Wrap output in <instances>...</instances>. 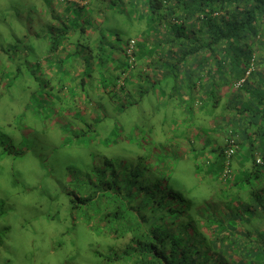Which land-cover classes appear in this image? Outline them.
Here are the masks:
<instances>
[{"label": "rangeland", "instance_id": "374dc122", "mask_svg": "<svg viewBox=\"0 0 264 264\" xmlns=\"http://www.w3.org/2000/svg\"><path fill=\"white\" fill-rule=\"evenodd\" d=\"M62 3L0 0V264H107L113 244L125 243L111 241L103 232L108 230L104 214L116 205L111 195L126 198L125 185L136 180L157 183L158 178L155 174L150 177L151 169L146 168L148 162L155 163L151 157L156 148L162 154L170 151L164 165L171 164L173 169L171 180L164 184L192 202L189 213L194 215L196 209L207 205V214L219 208L223 214L219 216L225 219L227 201L218 191V179L206 175L202 166L198 170L193 154H182L169 138L160 137L152 143L147 116H167L169 120L176 112L163 107L152 112L151 95L136 109L117 111L109 97L99 93L103 77L97 72L99 67L89 72L92 76H87L90 82L85 88H77L69 80L72 76L82 78L74 71L84 65H77L73 56L67 60L63 55L47 57L53 37L49 34L48 4ZM90 4L98 3L91 0ZM105 25L114 32L122 28L124 41L141 27L136 23L135 28L130 20L114 14L107 17ZM113 42L117 49L122 45ZM103 47L109 50L108 45ZM57 59L63 60H58V66ZM84 59L86 62L89 57ZM100 96L110 108L107 117L95 123L84 120L76 111L79 100L100 102ZM214 118H208L207 125H212ZM194 126L190 125L185 138L175 133V138L180 137L176 145L184 139L193 141ZM214 135L205 138L212 142ZM158 157L164 159L160 153ZM115 182L123 185L122 193L112 186ZM243 186L240 198L246 200L253 185ZM87 193L92 197L89 204H75L76 197L84 198ZM157 194L163 199V192ZM249 196L255 200L253 194ZM181 216L186 222L187 215ZM254 224L264 228L262 220Z\"/></svg>", "mask_w": 264, "mask_h": 264}, {"label": "trees", "instance_id": "16d2710c", "mask_svg": "<svg viewBox=\"0 0 264 264\" xmlns=\"http://www.w3.org/2000/svg\"><path fill=\"white\" fill-rule=\"evenodd\" d=\"M62 1L74 12L70 16L60 14L59 17L49 6L52 22L49 34L53 36L49 52H55L68 42L73 28L79 32V37H84L88 31L97 35V46L89 38L84 37L85 42L77 41L78 56L74 57L83 56V69L88 71L87 76H92L93 69L99 67L97 69L105 79L104 86L110 85L105 87L104 92L110 93L113 98L117 92L125 91L139 69L141 51L148 53L154 61L143 69L145 78L155 79L156 75L162 74L165 66L164 69L168 70L166 76L171 81H186L193 94L196 89L204 93L206 100L201 99L199 106L207 117H215L223 108L234 111L236 123L228 128V132L229 138L233 136L237 140L235 153L240 152L245 142L250 149L248 158L251 166L247 172H237L231 159L227 165L228 139L220 162L215 160L218 158L215 155L210 160L206 159L210 157L206 153L207 146L192 153L197 169L201 170L202 166L206 175L220 179L223 185L217 180L218 191L227 201L224 209L227 210L226 218L222 219L219 208L213 210L215 213L207 214V205L196 209V216L189 213L192 202L182 199L181 194L169 190L164 184L171 180L170 169L173 166L164 165L169 159L165 156L170 151L165 150L162 154L156 148L155 156L151 157L155 163L148 162L146 168L151 169L150 177L155 174L158 178L157 183L136 180L125 185L126 198L111 195L116 205L104 214V226L108 230L103 232L111 241L125 240V243L113 244L111 253L105 259L107 264H264V228L252 225L264 221V187L258 189L264 185V0H97L98 4L110 5L113 11L128 20L131 19V10H134L130 5L141 6V18H147L151 23L148 34L155 39L154 43L148 38L139 40L129 37L124 41L120 36L123 29L117 28L114 32L94 18L84 17L82 11L91 0ZM132 39L136 40V44L131 58L128 51ZM111 40L121 41V47L117 49V44L111 43ZM103 45H108L109 50L105 51ZM85 57H89L86 62ZM161 59L165 62H160ZM196 60L204 68L183 77L181 73H176L185 63ZM120 61L122 72L115 74L111 66ZM80 86L83 88L82 84ZM226 87H231V97L224 102V96L219 93ZM109 88L111 90L108 91ZM137 90L141 95L138 101L149 94L145 88ZM133 105L135 97L126 103L122 101L120 107L125 109ZM154 139L151 136L153 144ZM177 141L175 139L174 143ZM217 150L219 148L214 149V153ZM158 153L164 159L161 160ZM258 158L262 164L258 163ZM104 184L100 185L103 187ZM245 184L253 185L246 200L240 198L243 197ZM114 185L122 193L123 185L117 182ZM103 191L108 189L103 188ZM157 191L163 192V199H159ZM87 194L84 198L76 197L75 204H89L92 197ZM250 194H253L254 201ZM121 206H124L123 211ZM181 213L184 217L187 215L186 222L182 221Z\"/></svg>", "mask_w": 264, "mask_h": 264}, {"label": "crops", "instance_id": "0c3cea01", "mask_svg": "<svg viewBox=\"0 0 264 264\" xmlns=\"http://www.w3.org/2000/svg\"><path fill=\"white\" fill-rule=\"evenodd\" d=\"M48 6H52L55 11L54 13L55 14L57 13L59 17H60V14L61 15L67 14L70 16L74 12L72 11V8H70L67 4H48ZM130 8L137 10V12L134 10H131ZM130 8L127 7V9L131 10L130 14L132 13V15H130L131 17L130 21L135 24V28H136V23L141 24V27L136 31L135 36L132 38H138L139 40L148 38L149 42L154 43L155 39L151 37L152 35L148 34V31L151 28L149 25L150 22L147 20V18H141L142 17L141 16L142 13L140 12L141 6L136 7L135 5L134 6L130 5ZM84 9L85 10L82 11L84 17L90 16L92 19L94 18V20L102 23L103 26H105L108 16L112 14L116 16L119 15L118 14L119 12L117 13L116 11H113L110 5H107V4H87V6ZM105 15L106 17L103 18V16ZM119 16L121 20L128 19L126 16H122V15H119ZM48 23H52V22L48 21ZM72 30L73 31H71L69 34V41L66 43H63L60 46V48L57 49L55 52L51 53L47 51V54H48L47 57L54 55L56 58L57 57L60 58L59 56L63 55V60H67L70 56H73V57L74 55L78 56L77 49H76V45H77L76 42L79 40L85 42L84 37L91 39V43H93L94 46H97V43H96L97 41L95 40L97 38V35L95 34L92 35L91 32L88 31L87 34L85 33L86 36L84 35V37H79V32L75 31V28H73ZM150 56L151 55H148V53H145V52L143 53L141 51L140 67L134 73V76L132 77V80L128 83V86L125 89V91L117 92L116 97L114 98L111 97L110 93L104 92L105 87L110 86V85L106 84L107 86H104L105 84L103 82L105 79L104 77H100V79H102L101 80L102 85L101 87L100 86L98 87V89L100 90L99 93L106 94L108 97L110 96L109 101L114 106V108L117 111H124V112L130 109H133V108L136 109L137 106L141 105L145 101V99L151 95L153 98L152 112L157 111V109H159L160 107L168 109L169 112H176L174 116L169 118V120L167 116L160 117V119L158 116H153V115L147 116V120L150 121V130L152 132L151 134L156 139V141H157V138H160V137L169 138V141L172 140L173 142L175 141V139H177L178 141L174 143L175 144L174 147H176L177 150H179L182 154L187 153V152L194 154L195 152L194 150H197V149L201 150L203 147L207 146L206 153L209 154L208 156L210 157L206 159L210 160L211 156L215 155V156H218V158L215 160L220 162V160H222L223 158L221 152H223L226 149L227 139H229V135H230V132H228V128L233 127L236 123L235 117L237 116L235 112L232 111L231 109L223 108L222 109L223 112L221 110L217 113L219 115L216 114L215 116L216 119L212 121V125H207L206 123L207 119L210 118L211 116L207 117L205 113L203 112V108L199 106V102L201 101V99L206 100L204 93L202 94V92L199 91L200 89H196V91L193 94L191 90L188 89V87L186 86L188 85V82L186 81L182 80V81H178L177 83H175V81H171L169 77L166 76L168 70L164 69L165 66L162 69V74L156 75L155 79H147L148 77L145 78V75L142 72L143 69L147 66H150L152 61H154L152 58H150ZM74 58L76 60L75 61L76 64L83 67V61H82L83 56H80V58H77V57H74ZM58 60L60 59H57V61L55 62L57 66H58V62L63 61V60H60V61ZM156 62H158V60H156ZM160 62H165V60L161 59ZM111 67H113L112 69L115 72V74H119L120 72H122L121 61L119 62V64L112 65ZM198 68H204V67H200L199 60H196V62L185 63L183 67H181V69L177 70L178 72L176 73L178 74L181 73L180 75L181 77H183L182 75H188L190 73H193ZM50 69H53L51 65H50ZM74 72H77V75L79 76L82 75L83 77L78 79L72 76L69 82L76 83L77 88L81 84L83 88H85L87 83L90 82L89 79H87V75H85V70L81 68L79 71L75 70ZM97 72L101 74V71L97 70ZM100 79L98 78L97 80L99 83H100ZM222 86L225 87L226 85H222ZM138 88H145L149 90V94L145 97V99H139V101L137 100L141 96L137 90ZM109 90H111V88H109L108 91ZM230 90H231V87L230 88L226 87L222 90L220 89L219 94L220 96L221 95L224 96L223 98L224 102H227L230 99L231 97L230 96L231 93L229 92ZM216 91H218V89ZM131 97L132 98L135 97V105H133L130 108L125 107V109L120 107L122 101L126 103L127 101L132 99ZM103 99L104 98L102 97L100 102L94 101L92 99L87 100V101L85 100L81 101L80 99L79 100L80 104H79L78 110L76 107V111H78L81 115L84 116L82 117L83 119L86 117L87 120L93 121L94 123L102 121L104 120V117L105 118L107 117L108 110L110 109L108 107H105L106 104H103ZM76 102H77V98H76ZM190 115H192V118H190ZM168 121L171 123V125L168 124ZM189 123H192V125H195L194 128H191V133L195 132L193 133V136H192L193 141L185 142L187 140L184 139L182 142H180V145H176L178 144L180 137L175 138L174 137L175 133H178L181 135L183 134L182 137L185 138L187 131L190 130ZM225 124H227V126H225ZM85 126L93 127L88 124ZM209 134L210 135L215 134L214 136L211 137L212 142L210 138L209 140L205 138V136ZM195 136L196 138L194 139ZM242 144L243 145L241 146L240 152L235 153V155L231 157V163L233 164L234 169L237 172H242V171L247 172V170L251 166L249 164V158H248V152L250 150L249 145L246 142ZM217 148H219V150H217L216 153H214L213 150ZM200 157L203 158V156H200ZM227 160H229L228 156H227ZM218 181H219V184L222 185L220 179Z\"/></svg>", "mask_w": 264, "mask_h": 264}, {"label": "built area", "instance_id": "2783aa9c", "mask_svg": "<svg viewBox=\"0 0 264 264\" xmlns=\"http://www.w3.org/2000/svg\"><path fill=\"white\" fill-rule=\"evenodd\" d=\"M135 44H136V40L132 39L130 40V43H129V51L128 53L131 55V58H132V52L134 50V47H135ZM241 83H239L238 85H240ZM233 136H231L229 139H228V142H229V148H228V151H227V156H228V159H231V157L235 154V150L236 148H238V145H237V140L235 138H232ZM229 160L227 162V165H229ZM258 163H261L262 164V160L260 158H258Z\"/></svg>", "mask_w": 264, "mask_h": 264}]
</instances>
